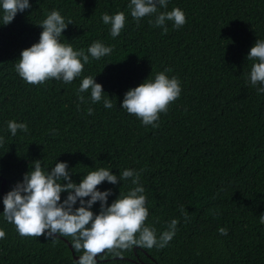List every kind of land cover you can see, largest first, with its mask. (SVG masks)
Returning a JSON list of instances; mask_svg holds the SVG:
<instances>
[{
	"label": "trees",
	"instance_id": "1",
	"mask_svg": "<svg viewBox=\"0 0 264 264\" xmlns=\"http://www.w3.org/2000/svg\"><path fill=\"white\" fill-rule=\"evenodd\" d=\"M29 2L32 7L6 26L0 9V136L5 140L0 230L6 233L0 239V264H77L74 256L82 255L71 236L22 237L3 216V196L36 160L44 171L67 162L76 183L100 168L118 178L134 170L147 197L146 226L159 238L173 219L179 221L166 247L134 246L123 259L97 257L98 264H264V93L258 92L264 85H251L256 61L247 59L256 40H264V0H168L158 11L179 8L186 23L175 28L168 21L166 34L149 23L155 15L137 22L130 0ZM53 10L66 23L73 21L61 42L86 54L96 41L113 51L99 60L89 55L71 83L49 79L31 85L15 67L21 52L39 42V25ZM118 12L125 13L126 24L113 38L102 15ZM160 72L177 78L182 91L153 128L123 109L122 102L129 89L154 81ZM88 76L103 85L112 108L93 103L90 90L79 93ZM12 120L26 123L29 131L12 136L7 127ZM136 186L130 178L116 185L105 181L98 189L111 190L110 205ZM67 195L61 194V202ZM91 210L99 214L100 202Z\"/></svg>",
	"mask_w": 264,
	"mask_h": 264
},
{
	"label": "clouds",
	"instance_id": "2",
	"mask_svg": "<svg viewBox=\"0 0 264 264\" xmlns=\"http://www.w3.org/2000/svg\"><path fill=\"white\" fill-rule=\"evenodd\" d=\"M168 0H130L131 16L139 22L146 16L155 15L150 24L168 32L167 22L172 21L175 28L186 23L185 13L174 8L171 11L159 12V8H167ZM29 0H0V9L3 11V25L13 22L18 13L30 9ZM102 21L110 25L113 38L118 37L126 24L124 12L114 15L104 13ZM73 24L71 19L67 23L59 11L53 10L39 25L43 31L39 42L21 52L15 70L19 76L31 85H40L49 79L63 80L71 83L81 76L85 64H88L89 55L99 60L109 55L113 49L96 41L87 49L74 50L71 44L61 42V36ZM248 60L256 61L250 71L252 86L264 85V40H256L247 56ZM167 71H171L170 69ZM90 90L91 101H103L105 108H112L113 102L104 96L103 85L96 82L91 76L85 77L80 84L79 93ZM181 85L177 78H169L165 72H160L153 80L141 83L129 89L124 96L122 108L129 114L139 118L143 125L159 127L156 123L161 113H167L169 105L181 95ZM264 93V87L258 88ZM84 102V96H79ZM93 109H88L91 115ZM8 130L12 136L18 131H29L26 123L9 121ZM5 143L0 136V146ZM132 180L134 185L127 195H122L110 205L108 198L111 190L100 191L98 186L107 181L116 185L121 180ZM140 174L126 169L119 176L106 168L89 172L80 183L72 179L67 162H57L49 171H44L40 160L34 161V168L24 174L22 182H18L12 190L3 196V216L15 225L22 237H41L57 240L59 237L73 238L72 246L76 252H82L77 264H98L107 256L123 259V253L134 246L151 249L164 248L173 239L177 231L178 220L173 219L168 230L157 238L156 230L146 226L149 211L146 207L147 197L145 189L139 186ZM68 193L61 202V194ZM100 202L99 214L91 209ZM79 203V207H76ZM180 211L184 219H188L183 206ZM260 223L264 224V214L260 216ZM221 235L226 236L228 230L218 229ZM6 233L0 230V239Z\"/></svg>",
	"mask_w": 264,
	"mask_h": 264
},
{
	"label": "water",
	"instance_id": "3",
	"mask_svg": "<svg viewBox=\"0 0 264 264\" xmlns=\"http://www.w3.org/2000/svg\"><path fill=\"white\" fill-rule=\"evenodd\" d=\"M4 185H5V181L2 180V184H1V193H2V195H3V187H4ZM65 242L67 243L69 249H70L71 252H72V247H71V245H70L67 241H65ZM72 254H73V253H72ZM74 260L78 261V257H77V256H74ZM141 264H143V263H141ZM151 264H153V263H151Z\"/></svg>",
	"mask_w": 264,
	"mask_h": 264
}]
</instances>
